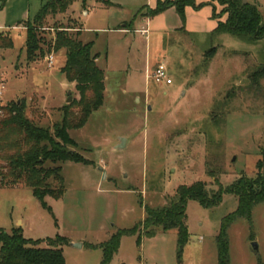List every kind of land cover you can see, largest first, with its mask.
Wrapping results in <instances>:
<instances>
[{
    "label": "rangeland",
    "instance_id": "rangeland-1",
    "mask_svg": "<svg viewBox=\"0 0 264 264\" xmlns=\"http://www.w3.org/2000/svg\"><path fill=\"white\" fill-rule=\"evenodd\" d=\"M21 1L2 6L0 0L2 42L13 41L11 48L0 46L6 102L23 103L27 118L52 130L62 121L63 108L80 99L61 72L65 51H56L53 43L59 28L80 30V40L93 43L106 74L105 102L84 127L69 132L75 145L67 149L85 163L61 164L66 191L60 199L42 202L24 180L12 185V178L0 174V229L20 227L33 240L65 238L59 248L66 264H102L99 246L144 221L146 206L168 205L180 186L204 182L218 189L217 183L229 186L242 175L255 176L264 148V77L252 75L264 66V39L174 31L125 35L111 17L132 19V1L122 0L126 5L119 11L111 8L114 0H77L66 13L46 19L42 34L51 46L29 61L25 24L6 28ZM43 3L27 0L26 20L33 21ZM254 4L264 21V0ZM128 39L134 41L130 48ZM213 47L217 53L205 66V52ZM147 52L153 65H167L172 85L153 79L147 85L145 75L131 72L144 69ZM72 113L78 117L80 109L73 107ZM122 138L126 144L119 149ZM0 167L6 175L5 155ZM237 207L238 198L228 194L213 208L189 201L190 239L181 255L175 230L155 228L148 236L141 229L121 238L109 264H218L216 238ZM228 233L230 264H264V203L255 206L251 220H236Z\"/></svg>",
    "mask_w": 264,
    "mask_h": 264
},
{
    "label": "trees",
    "instance_id": "trees-1",
    "mask_svg": "<svg viewBox=\"0 0 264 264\" xmlns=\"http://www.w3.org/2000/svg\"><path fill=\"white\" fill-rule=\"evenodd\" d=\"M8 0H1L2 6ZM39 14L33 21L27 20L25 50L29 61L35 60L37 54L44 53L45 47L51 46L44 37L43 26L49 16L57 13L64 14L77 0H43ZM87 0H83L85 3ZM223 7L220 16H227L225 21H219L216 33H230L235 36L252 39H264V21L261 11L256 5L242 0H211ZM204 5H196L195 0H166L158 3L157 7L149 10L147 16L154 17L169 7H175L183 24L186 21L185 10L193 7L199 10ZM216 18V14H215ZM82 30V29H81ZM64 28L57 29L54 39L56 51H65V64L62 74L69 83L76 85L80 99L63 108V119L53 127V131L36 125L27 118L23 103H7L3 108L5 114L0 117V157L5 155L8 162V173L3 175L4 180L12 178V185L24 180L31 188L34 196L44 202L46 197L60 199L65 191L66 184L61 164L68 161L85 163L78 154L71 152L67 146L75 143L69 132L84 127L91 116L97 112L105 102V71L98 64L99 55L93 52V43H84L80 40V30ZM0 46L11 48L12 39L2 42ZM217 53L216 48L205 52V66L208 65ZM253 78L259 80L264 77V66L253 73ZM78 107L80 113L74 117L72 108ZM16 139H12V137ZM18 138V139H17ZM27 149H23V148ZM7 150H13L6 155ZM5 151V152H4ZM52 166L46 167L47 162ZM2 167H0L1 171ZM255 176L242 175L233 184L218 189L209 188L204 182H196L191 186H180L174 198L163 208L146 206L144 221L131 230H122L108 242L101 244L103 250L102 264H109L118 252L123 236H132L142 229L146 235L154 236L155 228L164 233L175 230L177 232L179 255L190 239L187 224V206L189 201H196L205 208L217 207L221 204L223 195L228 194L238 198L237 210L224 218L221 230L216 238L218 248V264H230L229 229L239 219L251 220L255 206L264 203V148L260 153V160L256 164ZM55 185H54V184ZM66 239L33 240L25 237L22 228H13L11 232L0 229V264H66L63 250L59 248ZM46 246H43V245ZM96 248L97 246H91ZM262 264V262H260Z\"/></svg>",
    "mask_w": 264,
    "mask_h": 264
},
{
    "label": "crops",
    "instance_id": "crops-1",
    "mask_svg": "<svg viewBox=\"0 0 264 264\" xmlns=\"http://www.w3.org/2000/svg\"><path fill=\"white\" fill-rule=\"evenodd\" d=\"M14 0H10L9 5ZM132 1L133 9L136 10V14L134 17L126 18L124 15L119 17L118 19L111 17V24L117 26L119 32L127 35L129 33L141 34L143 37H147L149 32H185L187 34H202L205 37H209L212 35L214 30L218 26V22L225 21L227 16H223L221 19L218 18V12L222 10L223 7L219 6L217 2H212L211 0H195L196 5L203 4L204 6L199 10H196L193 7H187L185 10L186 21L183 24L181 18L179 17L175 7H169L164 12L150 17L147 16L149 10H153L157 7L158 3L165 2L166 0H128ZM250 4H254L256 0H247ZM126 2H122V0H114L111 3V8L118 7L119 11L121 10ZM116 5V6H115ZM256 5V4H254ZM17 13L11 19H7L6 28L18 27L19 25H23L27 20V0H22L19 6L17 7ZM114 14V13H113ZM216 14V18H215ZM87 15V14H86ZM131 39H128L127 47H131L132 43ZM138 41L135 40V43ZM145 65L144 69L141 70H133L130 69L131 72H138L141 75H145V80L148 83L151 82L149 76L152 72L157 68L158 65H153L151 62V57L148 52L145 55ZM172 85V84H171ZM137 95V94H135ZM22 222L20 221L19 224ZM24 232V230H23ZM25 235V232H24Z\"/></svg>",
    "mask_w": 264,
    "mask_h": 264
},
{
    "label": "built area",
    "instance_id": "built-area-1",
    "mask_svg": "<svg viewBox=\"0 0 264 264\" xmlns=\"http://www.w3.org/2000/svg\"><path fill=\"white\" fill-rule=\"evenodd\" d=\"M48 62L50 64L54 63V56L50 55L47 58ZM149 79H153L156 83H166L167 85L172 84V80L169 77V71L167 68V65L165 63H160L157 68L152 72V74L149 76ZM5 91L6 87L5 85L0 82V117H3L5 112L3 108L7 105V102L5 100Z\"/></svg>",
    "mask_w": 264,
    "mask_h": 264
},
{
    "label": "water",
    "instance_id": "water-1",
    "mask_svg": "<svg viewBox=\"0 0 264 264\" xmlns=\"http://www.w3.org/2000/svg\"><path fill=\"white\" fill-rule=\"evenodd\" d=\"M243 1V3L244 4H246L247 3V0H242ZM71 95V93H69V96ZM70 102H72V98L71 97H69V99H68V103H70ZM125 144H126V139H121V144L119 145V149H121L122 147H124L125 146ZM75 245V244H74ZM76 246V245H75ZM253 247H254V249L257 251L258 250V245H257V243H253Z\"/></svg>",
    "mask_w": 264,
    "mask_h": 264
}]
</instances>
